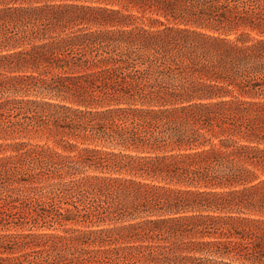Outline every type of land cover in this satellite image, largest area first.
<instances>
[{"label":"trees","instance_id":"obj_1","mask_svg":"<svg viewBox=\"0 0 264 264\" xmlns=\"http://www.w3.org/2000/svg\"><path fill=\"white\" fill-rule=\"evenodd\" d=\"M236 260L264 264V0H0V264Z\"/></svg>","mask_w":264,"mask_h":264},{"label":"rangeland","instance_id":"obj_2","mask_svg":"<svg viewBox=\"0 0 264 264\" xmlns=\"http://www.w3.org/2000/svg\"><path fill=\"white\" fill-rule=\"evenodd\" d=\"M50 138H51V137L48 138V143L53 144V142H52V140H51ZM34 140H36V139H34ZM67 225H72V223H69V224H67ZM59 230H60V229H59ZM211 256H214V255H211ZM214 257H217V256H214ZM235 262H236V264L239 263L238 260H236ZM123 264H124V263H123Z\"/></svg>","mask_w":264,"mask_h":264}]
</instances>
